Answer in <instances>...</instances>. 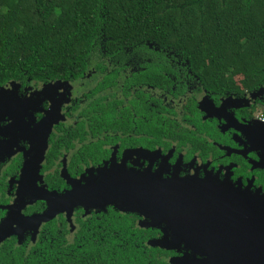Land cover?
Masks as SVG:
<instances>
[{
    "label": "flooded vegetation",
    "instance_id": "flooded-vegetation-1",
    "mask_svg": "<svg viewBox=\"0 0 264 264\" xmlns=\"http://www.w3.org/2000/svg\"><path fill=\"white\" fill-rule=\"evenodd\" d=\"M90 52L76 77L0 85V222L12 212L19 219L17 235L0 245L14 239L29 248L53 224L66 232L61 239L71 240L78 220L100 228L89 220L103 223L110 212L155 230L147 244L168 230L140 225V214L155 209L140 195L169 183H185L176 192L186 204L192 183L199 189L213 183L227 194L249 192L264 201L263 93L208 87L177 49ZM112 182L123 202L76 204L71 224L67 210L40 224L20 222L19 196L30 202L20 213L36 218L51 209L39 199L46 193L61 197L71 191L73 197L82 188L88 196Z\"/></svg>",
    "mask_w": 264,
    "mask_h": 264
},
{
    "label": "trees",
    "instance_id": "trees-1",
    "mask_svg": "<svg viewBox=\"0 0 264 264\" xmlns=\"http://www.w3.org/2000/svg\"><path fill=\"white\" fill-rule=\"evenodd\" d=\"M133 47L177 49L208 87L264 95V0H0V85L76 77L91 49ZM105 219L78 220L71 240L54 224L29 248L6 240L0 264H171L184 252L146 244L157 232L128 216Z\"/></svg>",
    "mask_w": 264,
    "mask_h": 264
},
{
    "label": "water",
    "instance_id": "water-1",
    "mask_svg": "<svg viewBox=\"0 0 264 264\" xmlns=\"http://www.w3.org/2000/svg\"><path fill=\"white\" fill-rule=\"evenodd\" d=\"M262 93L261 88L252 94L257 96ZM169 184L177 186L176 190L173 185H165L161 189L144 191L140 195L143 200L154 204L155 209L149 214L151 222L148 226L161 224L168 230L163 231L161 238L148 241V245L176 252L184 249L181 256L169 259L171 264H264V201L259 196L239 191L227 194L225 188L216 187L213 183L214 188L200 185L199 189L196 183H192L194 185L187 193L190 195H186L190 204H186L185 198L176 192L185 183ZM113 185L114 182L103 184V187L100 186L102 189L88 196L87 190L82 188L73 197H70L71 191L61 197L55 193H46L39 199L47 201L51 209L36 218L24 217L20 213L30 202L19 196L17 202H20L21 207L18 209L20 222L29 224L36 219L40 224L52 219L58 212L67 210L71 224L70 212L76 204L103 207L114 201L123 202V193ZM112 187L117 189L113 191ZM171 193L176 194L171 197ZM138 194L135 191V195ZM15 213L5 216L0 222V243L12 233L17 235L14 225L19 219L14 220Z\"/></svg>",
    "mask_w": 264,
    "mask_h": 264
}]
</instances>
